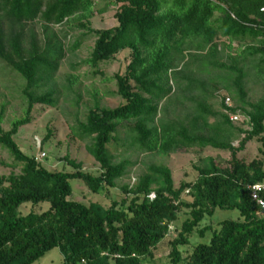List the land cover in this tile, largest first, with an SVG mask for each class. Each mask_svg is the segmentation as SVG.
<instances>
[{"label":"trees","instance_id":"1","mask_svg":"<svg viewBox=\"0 0 264 264\" xmlns=\"http://www.w3.org/2000/svg\"><path fill=\"white\" fill-rule=\"evenodd\" d=\"M96 1L0 0V60L25 80L27 100L24 116L12 120L9 129L3 127L5 105L0 109V145L12 155V166H20L19 172L0 176V264H33L56 247L64 256L60 264H146L184 209L189 214L171 240V264H264V209L250 188L264 183V161L247 162L238 155L254 138L264 143V95L249 99L245 69V60L259 56L255 68L264 73V0H109L121 2L118 24L109 28L91 25ZM36 21L41 32L32 26ZM72 21L96 37L90 56L80 62L93 72H101L102 63L124 50L131 57L125 72L114 76L124 102L108 107L96 100L86 118L70 126L100 164L97 172L83 169L68 153L72 170L50 169L23 152L14 138L32 121L35 105L58 104L53 82L66 56L68 33L61 35L54 26ZM220 36L229 43L221 47ZM234 41L244 47L235 55L226 53ZM80 44L76 40L69 50ZM212 69L223 75L205 77ZM76 79L69 76L64 89L72 90ZM220 82L234 104L226 105L224 96V110H214L208 99L216 93L209 88ZM236 112L246 116L242 122L248 128L231 120L230 113ZM122 128L128 134L124 144L141 152L170 155L211 146L229 150L231 157L225 164L212 160L197 167L196 180L179 187L169 166L151 163L135 184L121 186L126 196L108 207L72 199V179L98 193L127 175L134 162L114 161L109 149L111 142L121 140ZM241 134L234 145L233 138ZM185 192L191 201L183 198ZM27 202H47L49 208L21 214L19 208ZM217 209H238L242 219L202 227V220ZM195 230L202 236L211 231L210 240L198 242L183 257L180 245Z\"/></svg>","mask_w":264,"mask_h":264},{"label":"rangeland","instance_id":"2","mask_svg":"<svg viewBox=\"0 0 264 264\" xmlns=\"http://www.w3.org/2000/svg\"><path fill=\"white\" fill-rule=\"evenodd\" d=\"M121 2L109 3V0H97L95 4L96 11L91 18V25L94 28H109L118 24L116 12L119 10ZM105 8V10L100 11ZM77 22H67L62 25H56L54 28L60 31V34L68 33L64 39L67 47L65 58L61 61L59 71L53 82L58 91V104L55 107L45 106L42 104L35 105L33 109L32 121L20 127L18 133L14 136L23 152L29 155H35L46 167L59 170H72L71 166L65 159L68 153L70 158L82 162L83 169L97 172L100 164L87 151L86 141L80 140L71 133L70 126L77 119L84 120L90 107L99 100L101 106L116 107L123 103V98L117 93L118 85L115 74L124 73L127 64L131 57L129 51L120 52L115 59L101 64V72H93V68L81 63L90 56L93 49L96 37L92 34H85V31L77 27ZM38 32L42 31V25L36 21L33 25ZM81 40L80 46L71 51L69 48L76 40ZM218 43L222 47L224 43H229L226 37H218ZM246 42H250L248 39ZM244 44L240 42H232V49L225 52L237 54ZM225 53V54H226ZM259 56L248 58L245 60V69L248 74L246 77V86L248 88V97L255 101L264 95V73H259L255 68ZM222 74L220 69H212L205 77H211ZM71 75L77 77L73 89L68 91L64 89V85L68 83L67 78ZM223 75V74H222ZM224 83L220 82L216 87L209 88L216 93L214 98L208 99L214 110H224L221 101L224 96L231 94L224 88ZM25 80L20 75L7 67L0 60V109L5 105V119L3 127L9 129L12 120L17 117L24 116V109L27 107V100L23 95ZM194 94H198L195 91ZM196 96V95H195ZM232 99V98H231ZM78 100V103L76 102ZM166 103L164 100L161 104ZM234 104V100L232 99ZM173 106H169L172 111ZM215 117H211L210 121L214 122ZM238 126L248 128V124L237 120L234 122ZM51 134L49 139L42 144L43 139L48 134ZM125 129L120 130V139L114 140L109 144V149L114 155V161L118 162L123 159H129L134 162L128 168V173L121 179H118L117 186L105 187L100 192L94 193L86 186L81 179H72L73 193L70 196L72 199L81 201L85 204L91 202H99L108 207L114 199L120 200L126 194L122 189V185L129 183L135 184L138 177L145 173L148 165L151 163L167 165L172 170V175L176 187H179L182 182L194 181L198 177L197 167L209 166L212 160L219 163H224L231 157L229 150H221L211 146L204 148L194 146L189 148L179 149L170 155L159 153L141 152L134 147L124 144L123 138L127 136ZM244 134L233 138V144L238 145ZM264 136V133L262 134ZM45 152L44 157L41 156ZM240 157H243L247 162L253 159L260 158L264 161V143L260 137L249 141L245 147L238 152ZM14 159L10 152L0 145V176L8 175L10 172L20 171V166H12ZM185 200H192V197L185 192L183 194ZM49 208V203L44 202L40 205H32L30 202L20 206L21 214H27L31 210L44 211ZM189 209H184L179 213V218L173 222L172 231L167 238L161 241L159 246L154 249L153 254L146 257V264H171V240L178 235L182 221L187 218ZM224 219H242L238 209H217L213 216H206L201 226L212 224L216 226L219 221ZM211 231H208L203 236L195 230L190 236V240L186 244L180 245L183 257H187L193 250V246L201 241H209ZM64 260V256L59 248H54L45 256L33 264H60Z\"/></svg>","mask_w":264,"mask_h":264},{"label":"built area","instance_id":"3","mask_svg":"<svg viewBox=\"0 0 264 264\" xmlns=\"http://www.w3.org/2000/svg\"><path fill=\"white\" fill-rule=\"evenodd\" d=\"M224 102L228 106H233L232 99L230 96H225ZM230 118L233 122H236L237 120L239 121H244L246 119V116L240 112L236 113H230ZM46 155L45 152H42L41 156L44 157ZM251 188V194L252 198L256 200V202L259 204V206L264 209V198L261 196V192L264 189V183L263 182H258L255 184L250 185ZM172 228V225L170 226Z\"/></svg>","mask_w":264,"mask_h":264}]
</instances>
